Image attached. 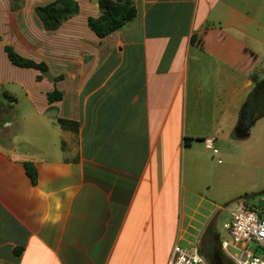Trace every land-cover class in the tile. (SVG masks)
Listing matches in <instances>:
<instances>
[{
	"label": "crops",
	"instance_id": "obj_1",
	"mask_svg": "<svg viewBox=\"0 0 264 264\" xmlns=\"http://www.w3.org/2000/svg\"><path fill=\"white\" fill-rule=\"evenodd\" d=\"M52 1L0 0V264H166L183 139H203L204 107L228 130L264 78V0H134L136 18L103 39L87 26L98 0L46 31L34 9ZM4 46L48 73L13 66Z\"/></svg>",
	"mask_w": 264,
	"mask_h": 264
},
{
	"label": "rangeland",
	"instance_id": "obj_2",
	"mask_svg": "<svg viewBox=\"0 0 264 264\" xmlns=\"http://www.w3.org/2000/svg\"><path fill=\"white\" fill-rule=\"evenodd\" d=\"M5 88L13 90L12 85ZM24 100L22 98L16 110L26 116L29 112L25 107L29 106ZM261 112L264 113L263 107L257 114ZM202 116L198 128L203 132L201 140L213 135L214 130L218 135L212 149L205 146V141L199 140H193L191 147L182 145L178 168L185 207L178 224L177 242L197 245L206 257L213 238L205 233L209 225L221 241L226 238L223 225L237 204L244 202L250 207L264 204V117H259L261 119L251 136L237 138L234 132L237 120L228 128V133L226 127H210L206 107ZM249 249L254 251V245L250 244Z\"/></svg>",
	"mask_w": 264,
	"mask_h": 264
},
{
	"label": "trees",
	"instance_id": "obj_3",
	"mask_svg": "<svg viewBox=\"0 0 264 264\" xmlns=\"http://www.w3.org/2000/svg\"><path fill=\"white\" fill-rule=\"evenodd\" d=\"M24 0H9L10 11L17 12L23 7ZM99 16L97 18H89L87 20L88 28L95 34L98 39H103L108 35L119 31L125 27L128 23L132 22L136 18L137 11L135 9L134 0H98ZM78 4L74 0H53L51 3L45 6L35 7L34 11L37 17L40 19L44 30L55 31L62 23L78 14ZM193 41V40H192ZM4 52L7 55L10 63L18 68L33 69L39 72L41 75L48 73V68L42 62L35 63L28 60L19 54H17L11 47L4 46ZM41 77H37L36 80H40ZM61 77H57L54 81L60 80ZM254 88L249 96V101L252 107L260 106L264 108L263 100L259 95V90L264 92V78L257 81L252 79ZM61 93L56 89L47 93V100L49 104H53L61 100ZM264 117V113L261 112L256 118ZM57 124L62 130L77 132L78 123L73 121H67L63 119H57ZM203 141L201 139H197ZM193 139L184 138V147H189ZM25 169L32 180L36 181V172L31 164L26 163ZM206 234L213 236L211 240V246L209 247L205 259L209 264H233L227 259L220 249V241L217 234L214 232L212 225L206 229Z\"/></svg>",
	"mask_w": 264,
	"mask_h": 264
},
{
	"label": "built area",
	"instance_id": "obj_4",
	"mask_svg": "<svg viewBox=\"0 0 264 264\" xmlns=\"http://www.w3.org/2000/svg\"><path fill=\"white\" fill-rule=\"evenodd\" d=\"M212 149V144L207 145ZM226 238L220 241L222 253L233 264H264V204L250 207L241 202L223 225ZM254 245V251L249 245ZM259 252V255L257 254ZM166 264H209L197 245H172Z\"/></svg>",
	"mask_w": 264,
	"mask_h": 264
},
{
	"label": "water",
	"instance_id": "obj_5",
	"mask_svg": "<svg viewBox=\"0 0 264 264\" xmlns=\"http://www.w3.org/2000/svg\"><path fill=\"white\" fill-rule=\"evenodd\" d=\"M242 110H246L248 112V115H247V117L245 119V122L242 125L243 129L239 125L240 118H241V113L240 112ZM253 116H254V110H253V108L251 106V103H250V101H246L244 103V105H242V107L240 108L238 119H237V125H236V127L234 129V132H235L237 138L249 137L250 130L252 128Z\"/></svg>",
	"mask_w": 264,
	"mask_h": 264
},
{
	"label": "flooded vegetation",
	"instance_id": "obj_6",
	"mask_svg": "<svg viewBox=\"0 0 264 264\" xmlns=\"http://www.w3.org/2000/svg\"><path fill=\"white\" fill-rule=\"evenodd\" d=\"M241 118H240V122H239V125H240V127L242 128V125L244 124V122H245V119H246V117H247V115H248V112L246 111V110H242L241 112ZM239 115V114H238ZM253 119H254V116H253ZM252 123H253V121H252ZM243 129V128H242Z\"/></svg>",
	"mask_w": 264,
	"mask_h": 264
}]
</instances>
